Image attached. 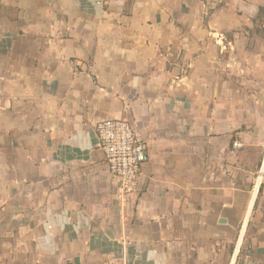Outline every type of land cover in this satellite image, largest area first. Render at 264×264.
<instances>
[{
  "label": "crops",
  "instance_id": "0c3cea01",
  "mask_svg": "<svg viewBox=\"0 0 264 264\" xmlns=\"http://www.w3.org/2000/svg\"><path fill=\"white\" fill-rule=\"evenodd\" d=\"M261 9L0 0V264H264ZM112 119L149 147L124 202Z\"/></svg>",
  "mask_w": 264,
  "mask_h": 264
},
{
  "label": "built area",
  "instance_id": "2783aa9c",
  "mask_svg": "<svg viewBox=\"0 0 264 264\" xmlns=\"http://www.w3.org/2000/svg\"><path fill=\"white\" fill-rule=\"evenodd\" d=\"M99 138L98 149L110 176L119 187L118 199L126 201L137 196L140 191L139 180L144 165L149 159L148 144L135 132L132 126L122 120H105L96 125ZM235 150H241L240 143H234Z\"/></svg>",
  "mask_w": 264,
  "mask_h": 264
},
{
  "label": "rangeland",
  "instance_id": "374dc122",
  "mask_svg": "<svg viewBox=\"0 0 264 264\" xmlns=\"http://www.w3.org/2000/svg\"><path fill=\"white\" fill-rule=\"evenodd\" d=\"M252 27H253V28H252L251 30L249 29V31H252V32L257 33L258 35H260L261 38L264 39V33H263V34H260L261 32H264V13L262 14V18H258L257 22H254V23L252 24ZM251 90H256L258 94H261V93L264 94V86H263V87H260V86L258 85V87H251ZM260 105H261L262 108H264V103H261ZM257 114H264V111H260V110H258V111H257ZM262 161L264 162V159H263ZM263 162H262V163H263ZM262 166H263V164H261V165L259 166L258 172L261 171ZM260 176H261L260 174H257V175H256V178L258 179V177H260ZM257 183H258V182H257ZM244 244H245V246L248 245L246 241H245Z\"/></svg>",
  "mask_w": 264,
  "mask_h": 264
},
{
  "label": "bare ground",
  "instance_id": "6f19581e",
  "mask_svg": "<svg viewBox=\"0 0 264 264\" xmlns=\"http://www.w3.org/2000/svg\"><path fill=\"white\" fill-rule=\"evenodd\" d=\"M262 172H264V162H263V166H262ZM261 174V173H260ZM261 177L259 178V181H258V183H257V187H256V192H257V190L259 189V186H260V184H261ZM254 195H256V193L254 194ZM251 206V205H250ZM250 208V207H249ZM244 230V229H243ZM245 232H243V234H244ZM243 234H242V236H243ZM242 238V237H241ZM241 241V240H240Z\"/></svg>",
  "mask_w": 264,
  "mask_h": 264
},
{
  "label": "trees",
  "instance_id": "16d2710c",
  "mask_svg": "<svg viewBox=\"0 0 264 264\" xmlns=\"http://www.w3.org/2000/svg\"><path fill=\"white\" fill-rule=\"evenodd\" d=\"M264 13V9H261L259 18H262V14Z\"/></svg>",
  "mask_w": 264,
  "mask_h": 264
}]
</instances>
